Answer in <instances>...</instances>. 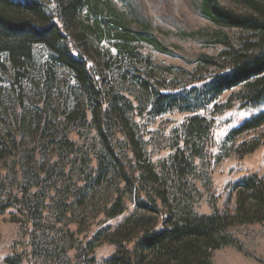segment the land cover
I'll list each match as a JSON object with an SVG mask.
<instances>
[{"label": "trees", "instance_id": "16d2710c", "mask_svg": "<svg viewBox=\"0 0 264 264\" xmlns=\"http://www.w3.org/2000/svg\"><path fill=\"white\" fill-rule=\"evenodd\" d=\"M228 1L241 10L226 7L220 0H203L201 14L220 28L247 32L249 38L239 47L222 36L226 49L216 57L202 58L207 66L220 68L219 72L177 90L157 88L130 68L123 71L127 67L123 60L139 55L133 49L139 38L112 7L100 8L97 0H0V81L7 83L5 76L11 71V83H21L33 71L42 82L34 80L36 89L33 84L32 90L41 91L45 101L42 108L32 102L33 110L22 109L13 128L4 118L9 113L0 97V160L14 156L18 195L31 196L33 191L36 200L33 203L31 196L23 204L22 196L13 195L17 190L13 185L4 194L3 204L6 188L0 172V215L19 207L22 212L29 209L30 219L35 220L53 192L59 219L72 217L70 222L77 225L76 232L68 233L69 245L77 231H86L92 224L85 228L75 220L77 208H88L93 221L100 216L106 221L123 216L116 226L99 228L85 242L82 248L91 256L83 264H97L95 250L104 244L115 249L106 264H213L218 250L232 246L242 251L230 229L264 222V174L247 175L235 184L234 213L215 207L211 214L195 210L202 195L194 182L195 161L211 154L216 116L231 109L235 100L241 108L264 105V1ZM83 6L95 17L93 24L79 21ZM108 32L118 40L115 56L98 47ZM37 45L46 49L45 61H37ZM60 71L66 73L64 80ZM127 73L137 79L140 96L127 92ZM11 91L8 98L13 106L18 101L22 106L23 92ZM56 92L63 95L64 107L51 111L46 102ZM228 92L232 93L228 101L218 103ZM174 112L189 116L175 131L172 152L154 163L136 119L154 121ZM263 124L264 112L235 128L231 136ZM28 133L40 147L23 152L18 143ZM92 133L93 149L85 153L70 138L73 134L83 140ZM50 148V158L43 161ZM3 168L8 170L6 165ZM129 203L132 210L128 213ZM68 248L75 249V245ZM7 263L19 262L10 258Z\"/></svg>", "mask_w": 264, "mask_h": 264}, {"label": "rangeland", "instance_id": "374dc122", "mask_svg": "<svg viewBox=\"0 0 264 264\" xmlns=\"http://www.w3.org/2000/svg\"><path fill=\"white\" fill-rule=\"evenodd\" d=\"M203 0H97L100 8L109 7L122 14L133 33L138 34V41L133 43L134 53L138 57L126 58L123 64V71L127 69L142 79H146L150 84L161 89L180 90L191 85L192 82L209 78L219 72L220 68L207 66L202 62L203 56H218L226 46L221 43L222 36H226L235 46H242L249 38L247 32L235 28H220L210 22L201 14V4ZM222 5L231 9L241 10L228 0H220ZM264 1V0H263ZM104 15H108L105 10ZM95 17L88 14V9L83 6L79 13V21L82 24H93ZM114 34L115 32L112 31ZM154 40L156 45L150 43ZM116 42L118 40L108 32L99 42L101 51L109 50L112 55L116 53ZM37 61H45L47 58L46 49L37 45L34 47ZM149 59L150 61H146ZM120 61V60H119ZM125 72V71H124ZM12 72L6 74L7 83L0 81V97L7 103L9 117L4 115L5 120L15 128L17 119L22 109L33 110L37 106H44V98L41 91L32 90L33 84H41L42 80L32 71V75L23 82H12ZM61 80H64L66 73L60 71ZM127 81L124 86L127 92H133L140 96L141 87L136 83L137 79L131 73H127ZM121 78V77H120ZM35 80V83H34ZM70 83L74 82L70 80ZM12 86H11V85ZM2 86V87H1ZM11 87V89H10ZM41 87V85H40ZM23 92L22 106L10 101L11 90ZM236 90L235 92H238ZM231 92L225 93L218 103H225L231 97ZM3 96V97H2ZM31 97L33 100L31 101ZM50 110L64 107V97L61 93H51L47 99ZM264 112V105L258 107L241 108L240 102L235 100L234 106L215 118L214 139L215 144L211 149V154L202 159H197V176L194 182L202 193L197 202L195 210L200 214H211L214 207L234 213L236 206L235 184L243 177L258 173L264 174V124L241 136H231V132L240 127L245 121ZM3 115V114H2ZM189 114L170 113L162 115L150 121L145 118H137V123L144 141L148 155L154 163L168 157L172 152L171 146L175 144V131L185 121ZM1 130L6 132V126L1 123ZM94 133L80 140L71 134L70 138L81 146V152L85 153L93 149ZM39 142L28 133L21 142L18 143L20 150L29 152L35 147H40ZM37 149V148H36ZM41 157L44 161L51 156V148ZM53 156V155H52ZM45 158V159H44ZM52 158V157H51ZM54 158V156H53ZM51 160H55L51 159ZM14 156L10 155L5 160H0V172L5 179L7 189L17 188L13 195H18L20 186L14 181V170L12 165ZM7 166L8 172L4 169ZM5 168V169H7ZM66 176L71 179L70 170H66ZM17 186V187H16ZM3 187V190H4ZM19 187V188H18ZM29 195H34L33 191ZM22 195H18L21 198ZM31 196H22L23 204L30 202ZM50 199L45 202V208L41 217L31 220L29 209L23 212L17 208H9L0 215V264H9L10 258L19 262L18 264H83L87 259L88 250L82 248L99 228L114 227L123 220V216L112 221H106L103 216L91 220V212L88 208H77L75 217L77 222H82L86 231H77L75 239L71 240L75 249L69 250L67 239L68 233L76 232V224L71 223L69 217L59 219L54 199L56 194L51 193ZM36 204V200L32 199ZM3 204L6 196L2 197ZM129 212L132 206L128 204ZM93 215V214H92ZM31 216V217H30ZM61 217V216H60ZM31 218V219H30ZM90 218V219H89ZM30 220L31 222H29ZM231 234L237 238L242 246V251L235 247L228 246L215 252L213 264H264V222L260 224L236 225L230 229ZM81 248V249H80ZM80 249V251H79ZM115 249L109 244L98 246L95 250V260L97 264H106L113 255ZM89 258V257H88ZM85 264V263H84Z\"/></svg>", "mask_w": 264, "mask_h": 264}]
</instances>
